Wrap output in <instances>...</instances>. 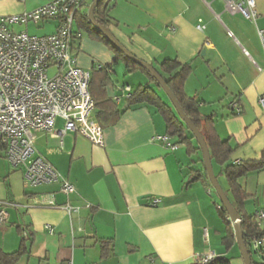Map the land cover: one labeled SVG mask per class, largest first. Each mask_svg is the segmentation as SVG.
Instances as JSON below:
<instances>
[{"label":"crops","instance_id":"crops-1","mask_svg":"<svg viewBox=\"0 0 264 264\" xmlns=\"http://www.w3.org/2000/svg\"><path fill=\"white\" fill-rule=\"evenodd\" d=\"M47 1L0 0V14L23 13ZM255 10V21H249L232 12L226 0H112L108 12V29L137 58L157 69L156 63L165 59L191 62L183 91L196 99L201 115L213 116L218 137L236 147L232 163L264 154V108L258 103L264 95L259 36L264 31V0H255ZM52 29L47 23L34 33ZM72 52L77 65L90 71L116 58L106 45L83 33ZM120 68L134 76L131 82L117 72ZM112 70L104 94L123 111L116 123L102 126L103 145L73 132L61 137L37 133L34 140L37 154L74 185L72 193L59 192L58 183L27 187L22 172L0 151V202L7 203L8 213L0 225V251H15L23 237L29 252L17 264H191L207 252L243 264L236 241L228 249L221 243L227 225L210 187L201 180L187 183L189 171L201 168L198 152L193 158L181 150V143L169 150L153 140L167 134L162 115L153 105L128 106L123 87L150 85L171 104L165 93L143 72H130L120 61ZM233 100L240 106L238 114L229 107ZM56 128H62L61 121ZM171 140L177 143L176 137ZM211 162L217 174L219 167ZM217 179L227 189L224 176ZM238 183L249 196L246 214L264 210V170L251 171ZM39 197L62 206L69 203L76 210L68 215L62 206H37ZM253 257L264 264V257Z\"/></svg>","mask_w":264,"mask_h":264},{"label":"built area","instance_id":"built-area-1","mask_svg":"<svg viewBox=\"0 0 264 264\" xmlns=\"http://www.w3.org/2000/svg\"><path fill=\"white\" fill-rule=\"evenodd\" d=\"M87 0H49L23 13L0 15V151L7 163L23 174L27 187L58 183L64 195L74 191V185L64 178L42 155L37 154L34 140L37 133L59 137L66 132L79 133L92 144L103 145V128L94 116L95 104L89 90L91 71L79 67L72 52V44L82 32L74 27L78 13ZM232 12L255 21V0H226ZM52 23L45 34L31 33L30 26ZM16 25H25L17 31ZM202 29V25H197ZM229 35H232L228 31ZM264 52V31H259ZM53 68L52 74L48 70ZM129 97L130 87H123ZM117 100V98H115ZM264 108V95L258 98ZM235 113L240 112L236 100L229 103ZM62 128L57 130V122ZM165 148L174 150L178 143L169 134L153 137ZM37 206L60 207L53 198H35ZM0 202V225L8 213ZM69 215L76 210L69 203L62 206ZM258 225L264 227V210L254 214ZM49 232L53 230L46 225ZM207 236V228H203ZM264 245V240L253 241V249ZM216 254L207 252L197 257L199 264H209Z\"/></svg>","mask_w":264,"mask_h":264},{"label":"trees","instance_id":"trees-1","mask_svg":"<svg viewBox=\"0 0 264 264\" xmlns=\"http://www.w3.org/2000/svg\"><path fill=\"white\" fill-rule=\"evenodd\" d=\"M111 1L112 0H99L93 11L96 22L107 29L111 22L108 15L111 7ZM87 9L88 5L84 10L78 13L77 28L79 30L85 31L89 37L102 42L116 55V58L112 63L91 70L89 83V90L96 108L95 115L97 121L101 126L112 125L118 121L121 112L123 111L117 107V105H115L112 100L106 98L104 94L105 87L110 83L109 78L113 73L112 67L114 64L120 61L130 72L137 70L143 72L148 77L149 83H153L161 91L162 89L157 81L144 67L125 56L120 49H118L101 32L96 30L95 27L91 25L87 18ZM156 64L158 65L159 69L155 68L153 64H151V66L164 80L165 84L174 95L184 114L197 127L206 143L211 161H213L219 167V172L215 174L216 178H218L220 175H223L226 180L227 189L223 190L232 206L241 217L243 241L251 257V264H262L256 263L253 256L255 254L258 257L263 258L264 245L259 247L257 250L253 249L252 245L255 239L264 240V227H260L258 225L254 216H249L246 214L244 203L249 198V196L239 185L238 179L251 171L261 169L264 170V154L258 160H244L237 163L230 162V155L233 153L236 147L230 144L229 139L223 140L218 137L214 129L213 116L201 115L198 110V102L196 99L194 97L187 96L183 91L184 82L192 71L191 62L180 63L173 58L162 60ZM140 103H145L156 107L157 111L164 119L166 133L172 137H176L177 143L183 144L188 154H193L200 151V148L196 143L192 133L179 119L173 106L171 104L165 103L162 100L160 94L152 86L147 84L137 85L131 89L129 97L126 98V104L131 106ZM199 161L202 163L201 168L189 171L187 183H191L195 180H201L207 187H210L203 166L202 158H200ZM216 208L219 216L223 221H225L227 225V232L222 238L221 243L225 249H228L232 244H235V236L231 222L228 219L225 209L220 203L216 202ZM19 232L21 233L20 230ZM28 252V244L22 237L19 242V246L15 251L11 253H4L0 251V264H17L20 258L26 255ZM191 264L199 263L195 261ZM209 264H230V259L225 256L218 257L216 255L214 260Z\"/></svg>","mask_w":264,"mask_h":264},{"label":"water","instance_id":"water-1","mask_svg":"<svg viewBox=\"0 0 264 264\" xmlns=\"http://www.w3.org/2000/svg\"><path fill=\"white\" fill-rule=\"evenodd\" d=\"M99 0H92L87 9V18L88 21L91 23L92 26L95 27L96 30L101 32L110 42H112L118 49L124 53L132 61L138 63L142 67H144L152 77L157 81L163 92L168 97L171 105L173 106L176 114L178 115L179 119L185 124L188 130L192 133L196 143L198 144L201 154H202V162L206 172L207 179L210 185L213 187L214 191L216 192L222 207L225 209L228 219L231 222L233 233L235 236V241L238 246L239 253L243 260V264H251V257L247 251L245 243L243 241V234L241 229V217L236 212L234 207L232 206L231 202L227 198L224 190L222 189L221 185L219 184L212 167V162L210 158V154L206 143L200 134L197 127L193 124V122L184 114L181 107L179 106L177 100L175 99L174 95L170 91V89L165 84L164 80L157 74V72L153 69V67L146 61L137 58L131 52H129L121 43H119L115 37L112 35L109 29L103 27L98 22H96L93 11L97 5ZM126 106V105H124Z\"/></svg>","mask_w":264,"mask_h":264},{"label":"rangeland","instance_id":"rangeland-1","mask_svg":"<svg viewBox=\"0 0 264 264\" xmlns=\"http://www.w3.org/2000/svg\"><path fill=\"white\" fill-rule=\"evenodd\" d=\"M89 2H91L92 0H88ZM0 15H11V14H0ZM77 26V17H76V20H75V23H74V27H76ZM23 29H25V25H16L15 26V30H17V31H20V30H23ZM37 29L38 28H35V27H32V26H30L29 27V31L30 32H32V33H39V30L37 31ZM81 32L83 33V34H85V35H87L88 36V34L85 32V31H82L81 30ZM53 71H54V69L53 68H50L49 70H48V74H52L53 73ZM119 74H121V76L122 77H125L126 78V80L128 81V82H131L130 80H132L133 78H134V76H131V73H128V72H125L122 68H120V69H118V71H117ZM161 91V90H160ZM162 92V91H161ZM160 92V93H161ZM163 93V92H162ZM161 93V95H164V94H162ZM164 98H167V100H169L168 99V97L166 96V94L164 95ZM48 142H50V141H48ZM183 147H184V149H185V146L183 145L182 147H181V150L183 149ZM183 151V150H182ZM188 156H191V157H193L194 158V155L195 154H187ZM200 158H202V154H201V151H199L198 152V154H197ZM200 165H202V163L200 164ZM210 184V183H209ZM210 189H211V193L209 194V195H211V198L213 199V201H216V202H218V203H220V200H219V198H218V196H217V194H216V192L214 191V189H213V187L210 185ZM221 204V203H220ZM237 245V244H236ZM236 249L238 250V246H236ZM254 258V257H253Z\"/></svg>","mask_w":264,"mask_h":264}]
</instances>
